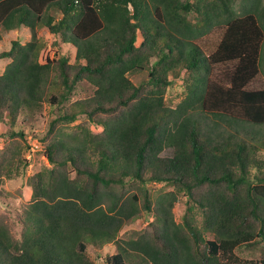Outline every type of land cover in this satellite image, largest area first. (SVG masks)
I'll list each match as a JSON object with an SVG mask.
<instances>
[{
  "label": "trees",
  "instance_id": "trees-1",
  "mask_svg": "<svg viewBox=\"0 0 264 264\" xmlns=\"http://www.w3.org/2000/svg\"><path fill=\"white\" fill-rule=\"evenodd\" d=\"M23 27L0 51V264H99L108 244L107 264H264V0H0V40ZM45 106L50 166L13 208Z\"/></svg>",
  "mask_w": 264,
  "mask_h": 264
},
{
  "label": "rangeland",
  "instance_id": "rangeland-1",
  "mask_svg": "<svg viewBox=\"0 0 264 264\" xmlns=\"http://www.w3.org/2000/svg\"><path fill=\"white\" fill-rule=\"evenodd\" d=\"M38 36L40 39L47 45L46 51H44V54H51L53 53L54 49H52L51 43L53 42V36L46 32L45 30H39ZM32 37V31L29 28L23 27L21 29L11 31V32H4L3 38L0 40V51L9 50L11 48L12 42L14 40H20L23 43H26L29 41ZM222 38V30H217L216 32H213L208 37L203 38L201 41H199V44L204 49V51L207 53V55H210L212 52H214ZM67 50L69 47L67 46ZM10 62L9 59H3L0 60V74H2L5 71V68L7 64ZM131 78L135 82L140 81V76H131ZM248 89L250 90H263L264 89V75L259 74L248 86ZM182 87L179 84L174 85L173 88L169 91V97H168V103L172 105L173 107L177 106L182 99L184 98V95L181 94ZM80 96H74L73 100L78 99ZM49 107L45 106L43 114H38L36 118H31L28 120L25 126V132L28 135V138L30 140V143L32 144L31 149L28 151L27 158L30 160V165L27 168L26 174L22 177L12 179V180H6L5 182V188L9 195V202L12 203L13 208L19 207L21 204H23L25 201H27L30 198L31 195V189L27 183L28 177L30 175L45 170L50 166V163L46 156L44 155V150L42 148L41 143H39L37 138L33 137V133H41L42 135L46 133V131L49 128ZM81 122V119L75 122V125L79 124ZM94 128V127H93ZM6 131L5 125L0 123V148L4 146L5 137L3 134ZM76 131V126L71 127V129L68 130L69 133H73ZM164 155H172V151L167 150ZM157 187H161V185H157ZM167 191L174 190V186H167L164 187ZM194 203L190 202L188 197L185 193L178 194V200L175 203L174 206V214L178 222L182 220L183 215L186 213V210L188 207H191ZM3 207L0 204V208ZM136 228L135 224H132L130 226L125 227L124 232ZM96 251L91 250V255L95 256L99 264H107V258L108 256H111L115 253V246L112 244H108L107 247L104 250V253L101 254V258L97 257L95 254Z\"/></svg>",
  "mask_w": 264,
  "mask_h": 264
}]
</instances>
